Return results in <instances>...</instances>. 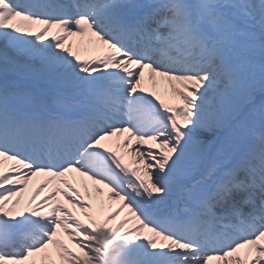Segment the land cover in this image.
Masks as SVG:
<instances>
[{"label": "snow or ice", "instance_id": "obj_1", "mask_svg": "<svg viewBox=\"0 0 264 264\" xmlns=\"http://www.w3.org/2000/svg\"><path fill=\"white\" fill-rule=\"evenodd\" d=\"M0 264H264V0H0Z\"/></svg>", "mask_w": 264, "mask_h": 264}, {"label": "bare ground", "instance_id": "obj_2", "mask_svg": "<svg viewBox=\"0 0 264 264\" xmlns=\"http://www.w3.org/2000/svg\"><path fill=\"white\" fill-rule=\"evenodd\" d=\"M55 29L51 30L50 33H49V36H52L55 34ZM92 39L91 37L89 36H85V37H74L73 40L74 41H77V42H82V48L80 49L81 51V57L83 55L86 54H89V53H93L92 51H94L95 49L89 45V40ZM89 52V53H87ZM156 92L157 91H160L162 92L163 94H166L168 96H171L172 98L174 97V94L171 90V87L166 84V83H160L156 86V88L154 89ZM126 135V134H125ZM119 138H114V140L112 141V146L113 148L116 147V143L118 141ZM122 151V150H121ZM125 159L127 160H130V157L129 156H125ZM14 162L12 161H6L5 162V170H7L8 167H10ZM43 179V177L41 176H38V177H35L33 178V180L30 182L29 186H28V190L24 193V196H23V200H22V204L20 205V207H24L28 201V199L30 198L32 192L35 190V187L37 186V184ZM78 179V187L81 188V191L83 192L84 191V188H83V184H88L89 186V190L91 191V189L93 188V186L91 185V182L90 181H86L84 180L83 178H77ZM86 198H88L86 196ZM91 202L93 203L94 205V213L99 215L100 214V210H101V205L104 206V210L106 211L107 210V207L109 204H111L112 207H115V203L114 202H111L108 200L107 198V189H104L103 190V193L101 194H97L95 193L94 191L92 192V195H91ZM80 214V213H78ZM81 215V218L83 219V215ZM121 218H126V213H122L121 214ZM127 227V226H126ZM24 234V233H22ZM26 234V233H25ZM67 242V241H66ZM70 247L73 248V251H79L78 249H76L73 245L69 244ZM243 254V250H242V253Z\"/></svg>", "mask_w": 264, "mask_h": 264}, {"label": "rangeland", "instance_id": "obj_3", "mask_svg": "<svg viewBox=\"0 0 264 264\" xmlns=\"http://www.w3.org/2000/svg\"><path fill=\"white\" fill-rule=\"evenodd\" d=\"M257 143H258V141H257Z\"/></svg>", "mask_w": 264, "mask_h": 264}]
</instances>
